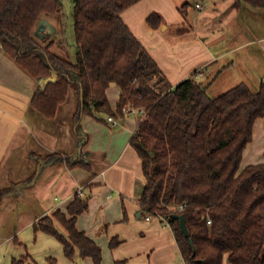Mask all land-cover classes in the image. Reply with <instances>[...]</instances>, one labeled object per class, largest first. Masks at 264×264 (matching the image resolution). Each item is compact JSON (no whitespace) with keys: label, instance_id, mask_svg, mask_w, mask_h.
<instances>
[{"label":"trees","instance_id":"trees-1","mask_svg":"<svg viewBox=\"0 0 264 264\" xmlns=\"http://www.w3.org/2000/svg\"><path fill=\"white\" fill-rule=\"evenodd\" d=\"M138 1L74 0L72 62L51 52V42L40 46L34 34L41 20L61 10L58 0H0V50L36 81L31 107L45 118L55 117L70 90L78 96L79 118L80 89L82 117L121 120L128 104L143 109L130 139L145 180L137 202L143 217L169 224L185 264H264V163L240 170L253 125L264 116V83L257 91L240 83L215 98L194 76L172 86L122 20ZM240 1L264 8V0ZM148 22L161 23L155 13ZM53 75L54 82H44ZM111 83L120 89L115 109L106 96ZM13 189L0 188V203ZM87 209V198L76 194L65 212L40 218L34 232L55 238L68 260L79 255L101 264L100 246L76 227ZM172 214L185 217L189 238ZM117 244L113 239L109 247ZM27 261L35 264L28 256L11 264Z\"/></svg>","mask_w":264,"mask_h":264},{"label":"crops","instance_id":"crops-1","mask_svg":"<svg viewBox=\"0 0 264 264\" xmlns=\"http://www.w3.org/2000/svg\"><path fill=\"white\" fill-rule=\"evenodd\" d=\"M206 1V6L196 2L198 10L193 14L186 4L180 11L174 0H140L121 17L172 86L194 76L206 83L208 91L223 77L230 89L243 83L257 91L264 83V8L240 0ZM154 13L160 17L158 28L148 22ZM46 30H40L39 36L44 37ZM35 88L36 81L0 50V178L12 180L11 185L23 184L31 178L30 172H23L20 179L15 176L29 148L47 150L61 160L47 166L40 162L38 167L54 171L59 163L62 173L54 186L62 199L44 214L57 209L65 212L81 189L88 209L77 217L76 227L100 246L101 264H185L169 224L159 217L147 221L137 202L145 183L141 161L130 146L138 117H113L119 122L116 126L105 116L103 122L82 117L79 138L73 122L78 106L74 90L68 92L55 117L45 122L31 107ZM106 96L115 109L119 87L111 83ZM75 160L86 166H68ZM258 163H264V116L253 125L240 170ZM113 239L118 244L110 248ZM68 263L94 264L79 255Z\"/></svg>","mask_w":264,"mask_h":264},{"label":"rangeland","instance_id":"rangeland-1","mask_svg":"<svg viewBox=\"0 0 264 264\" xmlns=\"http://www.w3.org/2000/svg\"><path fill=\"white\" fill-rule=\"evenodd\" d=\"M58 1L61 3V10L45 17L49 21H47L48 24L55 28V31L52 32L50 28H47L46 35L37 37V40L42 47L51 42V52L74 62L76 59L74 0ZM198 1L203 6L207 5L206 0H174L180 11L186 4L193 14L198 10L195 8V3ZM228 87L230 86L223 81L222 77L214 83L207 93L211 98H215L229 90ZM77 110L73 117L74 124L78 119ZM34 112L38 113L37 111ZM40 118L45 122L51 120L42 115ZM30 149L25 159L22 160L23 168L15 176L20 179L19 175L28 171L30 172L29 175H32L30 179L28 178L29 180H25L26 182L21 185H11L10 181L12 180L0 178V188L14 186L13 192L0 203V264H11L13 259H24L25 256H28L35 264H69L68 259L63 255L61 244L56 239L41 231L34 232V224L38 222L40 217L51 215L54 211L44 214L48 209L47 207L57 204L62 199L60 193H56L57 187L54 186V181L60 178L62 167L56 163L54 171L51 168L44 171V168L42 170L40 166L41 171H43L41 172L38 167L40 162L46 166L55 162L49 157L52 154L36 146L33 150ZM38 156L42 160L38 159ZM33 163L37 164L36 169H28L29 165ZM36 178L38 180L34 184ZM57 228L63 232L61 227L57 226ZM58 254L59 256H57ZM29 263L31 261L25 262V264Z\"/></svg>","mask_w":264,"mask_h":264},{"label":"water","instance_id":"water-1","mask_svg":"<svg viewBox=\"0 0 264 264\" xmlns=\"http://www.w3.org/2000/svg\"><path fill=\"white\" fill-rule=\"evenodd\" d=\"M50 28V30L52 32L55 31V28L52 27L51 25L48 24V22L46 20H41L39 22V25H38V28H37V31L35 32V36L36 37H40L38 32L40 30H44L45 28ZM56 80V77L55 75L51 76L50 78H47L44 82L47 83V82H54ZM79 102H80V116L79 118L76 120V127L78 126L79 122H80V119L82 117V102H83V96H82V89H80V94H79ZM83 135V133L80 131V134H79V138H81ZM84 138H83V141L80 142V144L78 145V148L79 150L81 149L82 145L84 144ZM36 180V179H35ZM34 180V181H35ZM170 218L172 219H177L179 221V227L181 229V232L183 233V235L186 237V238H189L190 234H189V231L187 229V226H186V221H185V217L183 215H180V214H172L170 216Z\"/></svg>","mask_w":264,"mask_h":264},{"label":"built area","instance_id":"built-area-1","mask_svg":"<svg viewBox=\"0 0 264 264\" xmlns=\"http://www.w3.org/2000/svg\"><path fill=\"white\" fill-rule=\"evenodd\" d=\"M197 7L199 8L200 5L197 4ZM123 111H124L125 116H126V115H130V114H133V115H136V116H138V115H140V114H143V109H142V108L135 107L133 104H128V105L123 109ZM107 120H108L109 122H111L112 125H114V126H116V125L119 124V122H118L116 119H114L112 116H108ZM77 194H78L79 196L82 197V191H81V189H79V190L77 191ZM178 209H179V210H182V209H183V206H179ZM151 218H152V216H150V215H147V216L145 217V219H146L147 221L150 220ZM208 224H210V221H208Z\"/></svg>","mask_w":264,"mask_h":264}]
</instances>
